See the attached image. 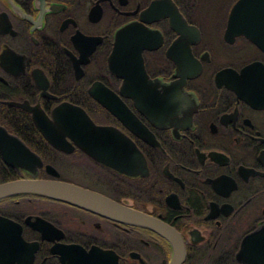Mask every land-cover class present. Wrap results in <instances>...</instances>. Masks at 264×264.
<instances>
[{"label": "flooded vegetation", "instance_id": "af4514ba", "mask_svg": "<svg viewBox=\"0 0 264 264\" xmlns=\"http://www.w3.org/2000/svg\"><path fill=\"white\" fill-rule=\"evenodd\" d=\"M62 105L111 133L56 148ZM30 179L161 228L10 196L0 264H264V0H0V185Z\"/></svg>", "mask_w": 264, "mask_h": 264}, {"label": "water", "instance_id": "95a60500", "mask_svg": "<svg viewBox=\"0 0 264 264\" xmlns=\"http://www.w3.org/2000/svg\"><path fill=\"white\" fill-rule=\"evenodd\" d=\"M130 29L126 28L122 31ZM32 111L35 126L48 137L51 144L65 152H69L70 150L65 148L63 137H70L76 143H88L90 146L95 142V137H106L111 133L109 128L96 126L85 111L69 105H62L56 109L52 120L38 109L34 108ZM76 127H81L82 130L76 132L74 130ZM56 128H66L65 133L62 134L60 139V133L54 131ZM47 171L53 177H59V174L51 166L47 167ZM21 194L40 195L72 206L82 207L121 223L145 226L153 230L161 228L160 224L152 217L117 204L94 192L60 180H16L0 185V199ZM65 254L66 256L70 254L69 249L66 250Z\"/></svg>", "mask_w": 264, "mask_h": 264}]
</instances>
